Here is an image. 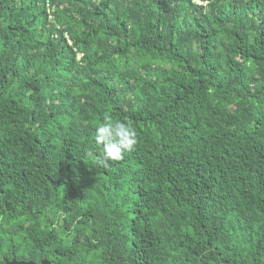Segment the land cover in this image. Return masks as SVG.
<instances>
[{
    "label": "trees",
    "instance_id": "obj_1",
    "mask_svg": "<svg viewBox=\"0 0 264 264\" xmlns=\"http://www.w3.org/2000/svg\"><path fill=\"white\" fill-rule=\"evenodd\" d=\"M105 114L139 138L108 167ZM12 257L264 264V0H0Z\"/></svg>",
    "mask_w": 264,
    "mask_h": 264
},
{
    "label": "clouds",
    "instance_id": "obj_2",
    "mask_svg": "<svg viewBox=\"0 0 264 264\" xmlns=\"http://www.w3.org/2000/svg\"><path fill=\"white\" fill-rule=\"evenodd\" d=\"M94 140L99 150L97 162L104 167H108L110 161L122 160L139 142L137 129L130 119L116 120L110 114H105L95 126Z\"/></svg>",
    "mask_w": 264,
    "mask_h": 264
},
{
    "label": "water",
    "instance_id": "obj_3",
    "mask_svg": "<svg viewBox=\"0 0 264 264\" xmlns=\"http://www.w3.org/2000/svg\"><path fill=\"white\" fill-rule=\"evenodd\" d=\"M5 264H50V261H48L46 258H42L39 262H34L32 260H17L12 257L10 260L5 259Z\"/></svg>",
    "mask_w": 264,
    "mask_h": 264
},
{
    "label": "built area",
    "instance_id": "obj_4",
    "mask_svg": "<svg viewBox=\"0 0 264 264\" xmlns=\"http://www.w3.org/2000/svg\"><path fill=\"white\" fill-rule=\"evenodd\" d=\"M46 5H48V6H49V3L47 2V3H46ZM52 8H53V7H52ZM52 8L50 9V7H49V11H51V10H52ZM49 11H48V12H49ZM49 15H51V13H50V12H49Z\"/></svg>",
    "mask_w": 264,
    "mask_h": 264
}]
</instances>
